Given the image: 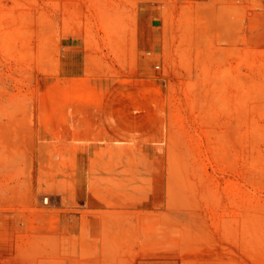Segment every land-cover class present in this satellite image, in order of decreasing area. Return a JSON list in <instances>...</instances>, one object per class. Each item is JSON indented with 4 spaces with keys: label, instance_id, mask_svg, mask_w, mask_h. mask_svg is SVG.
Returning <instances> with one entry per match:
<instances>
[{
    "label": "rangeland",
    "instance_id": "1",
    "mask_svg": "<svg viewBox=\"0 0 264 264\" xmlns=\"http://www.w3.org/2000/svg\"><path fill=\"white\" fill-rule=\"evenodd\" d=\"M0 264H264V0H0Z\"/></svg>",
    "mask_w": 264,
    "mask_h": 264
},
{
    "label": "built area",
    "instance_id": "2",
    "mask_svg": "<svg viewBox=\"0 0 264 264\" xmlns=\"http://www.w3.org/2000/svg\"><path fill=\"white\" fill-rule=\"evenodd\" d=\"M156 67H158V65H156Z\"/></svg>",
    "mask_w": 264,
    "mask_h": 264
}]
</instances>
